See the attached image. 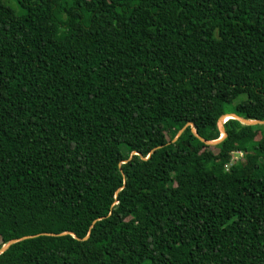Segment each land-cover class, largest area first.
Segmentation results:
<instances>
[{"label":"trees","instance_id":"obj_1","mask_svg":"<svg viewBox=\"0 0 264 264\" xmlns=\"http://www.w3.org/2000/svg\"><path fill=\"white\" fill-rule=\"evenodd\" d=\"M227 114L264 121V0H0V264H264V125L169 143Z\"/></svg>","mask_w":264,"mask_h":264},{"label":"water","instance_id":"obj_2","mask_svg":"<svg viewBox=\"0 0 264 264\" xmlns=\"http://www.w3.org/2000/svg\"><path fill=\"white\" fill-rule=\"evenodd\" d=\"M226 119H232V120H236V121H238V122H240L241 124H243V125H247V126H255V125H264V121H256V120H252V121H249V120H245V119H242V118H240V117H238V116H236V115H234V114H227V115H223V116H221V117H219V119H218V122H217V126H218V130H219V132H220V136H219V138L217 139V140H215V141H205V140H203V139H201V138H199L198 136H197V134H196V132L194 131V129L192 128V124H186V125H184L177 133H176V135L173 137V139L169 142V143H174L177 139H178V137L181 135V133L184 131V129L186 128V127H190V132H191V134L199 141V142H201L203 145H206V146H214V145H216V144H218L224 137H225V132H224V130H223V123H224V121L226 120ZM157 148H154V149H152L150 152H149V154L145 157V158H142L141 156H139L137 153H135V152H132V153H130V155H129V157H128V159L127 160H129L130 158H131V156L132 155H138L139 157H140V159L141 160H146L148 157H149V155H150V153L151 152H153L154 150H156ZM126 160V161H127ZM126 161H123L122 163H125ZM64 234H66V233H62V234H60V235H64ZM59 235V236H60ZM69 235H71L73 238H75L72 234H69ZM37 235H34V236H25V237H21V238H18V239H13V240H10V241H8L7 243H5L4 245H2L1 247H0V254L1 253H3L4 251H6L11 245H13V244H15V243H17V242H20V241H23V240H26V239H29V238H33V237H36ZM87 237H88V235H86L83 239H82V241L83 240H85V239H87ZM75 239H77V238H75Z\"/></svg>","mask_w":264,"mask_h":264},{"label":"rangeland","instance_id":"obj_3","mask_svg":"<svg viewBox=\"0 0 264 264\" xmlns=\"http://www.w3.org/2000/svg\"><path fill=\"white\" fill-rule=\"evenodd\" d=\"M179 147L180 148H184V143H180ZM232 161H240V162L243 161V155L242 154H237V153L232 154ZM245 200L246 201H252L253 198H252L251 195H248V196L245 197Z\"/></svg>","mask_w":264,"mask_h":264},{"label":"built area","instance_id":"obj_4","mask_svg":"<svg viewBox=\"0 0 264 264\" xmlns=\"http://www.w3.org/2000/svg\"><path fill=\"white\" fill-rule=\"evenodd\" d=\"M237 154H241V153H237Z\"/></svg>","mask_w":264,"mask_h":264}]
</instances>
